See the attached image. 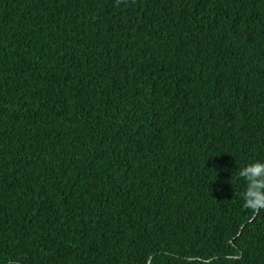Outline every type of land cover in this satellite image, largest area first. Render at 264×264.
Wrapping results in <instances>:
<instances>
[{
    "label": "trees",
    "instance_id": "obj_1",
    "mask_svg": "<svg viewBox=\"0 0 264 264\" xmlns=\"http://www.w3.org/2000/svg\"><path fill=\"white\" fill-rule=\"evenodd\" d=\"M264 0H0V264H264Z\"/></svg>",
    "mask_w": 264,
    "mask_h": 264
},
{
    "label": "clouds",
    "instance_id": "obj_2",
    "mask_svg": "<svg viewBox=\"0 0 264 264\" xmlns=\"http://www.w3.org/2000/svg\"><path fill=\"white\" fill-rule=\"evenodd\" d=\"M238 176L246 181L243 193L244 207L264 208V162L256 161L239 170Z\"/></svg>",
    "mask_w": 264,
    "mask_h": 264
},
{
    "label": "water",
    "instance_id": "obj_3",
    "mask_svg": "<svg viewBox=\"0 0 264 264\" xmlns=\"http://www.w3.org/2000/svg\"><path fill=\"white\" fill-rule=\"evenodd\" d=\"M148 264H149V261H148Z\"/></svg>",
    "mask_w": 264,
    "mask_h": 264
}]
</instances>
